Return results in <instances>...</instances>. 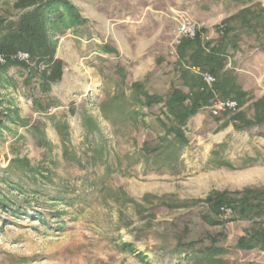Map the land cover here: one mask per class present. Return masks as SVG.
<instances>
[{
  "label": "rangeland",
  "instance_id": "obj_1",
  "mask_svg": "<svg viewBox=\"0 0 264 264\" xmlns=\"http://www.w3.org/2000/svg\"><path fill=\"white\" fill-rule=\"evenodd\" d=\"M27 1L42 2L0 0V44L19 32L14 21L33 8L24 9ZM68 1L84 21L47 31L53 60L61 61L48 88L40 76L52 72L47 55L0 51V264H142L124 242L150 264H195L178 248L191 240L196 251L223 246L218 257L227 264H264V250L235 247L238 237L264 229V122L255 123L251 107L264 96V0L252 6L259 18L244 41L259 50L238 58L251 89L243 105L220 115L202 105L183 146L158 123L160 105L136 103L130 86L144 80L149 92L166 96L180 82L174 41L181 18L213 43L235 20L249 21V8L230 0ZM236 9L238 17L225 22ZM10 55L33 76L5 63ZM213 86L211 102L222 99ZM237 112L252 123L235 120ZM244 189L258 191L250 202L262 205L259 213L239 217L223 206L230 213L216 216L206 201Z\"/></svg>",
  "mask_w": 264,
  "mask_h": 264
},
{
  "label": "trees",
  "instance_id": "obj_2",
  "mask_svg": "<svg viewBox=\"0 0 264 264\" xmlns=\"http://www.w3.org/2000/svg\"><path fill=\"white\" fill-rule=\"evenodd\" d=\"M35 5L36 3L29 1L24 3V9L27 7L33 8L23 12L14 21V23L19 24V32L17 34L12 33L8 38H2L0 51L7 53L9 50H12V53L15 54L20 50L17 48H21L32 59L41 54L43 56L47 55V60L42 61L51 66L52 72L47 74V70L42 72L40 76L44 88H48L49 83L54 82L60 75L61 61L53 60V56L51 55L54 50L53 43H50L47 38V31L49 29L77 26L84 20L78 14L75 6L68 0H42L38 5ZM252 16L255 18L258 17V14L253 13ZM235 17H238V13L226 19L225 22H229ZM228 30L225 29L226 32ZM204 31V29L198 31L193 39L183 38L176 46L175 52L178 56L180 82L172 85L166 96L149 92L145 87L144 80L134 81L130 86L131 99L136 103L149 108L154 105H160L159 116H157L158 123L165 130L167 136H170L171 140L175 141L179 146H183L187 142L185 128L190 118L202 105L206 106L212 103L210 99L213 98L212 92L205 86L201 75L194 72L193 69L198 67L201 72H208L216 76L221 72L223 67L224 58L220 54L218 46L226 38V35L221 37L215 43L216 45H211L210 41H202L200 34ZM103 50L105 52H115L114 49L110 47L106 48V46H104ZM5 63L22 66L28 69V77L33 76L32 70L28 67L29 64L24 61L17 58L13 59L10 55L5 60ZM215 79L214 90L222 94V99H227L226 97H228L232 89L230 77L220 75L219 79ZM244 95H246V92L242 91L239 94L240 98L234 99L237 101L239 107L244 103L241 100V97ZM113 100L115 101L116 98ZM251 104L256 113L255 123H263L264 96L253 101ZM132 114L135 116L138 113L133 112ZM233 116L235 120L239 118L243 120L244 125L252 123L245 119L242 112H237ZM8 119L13 120L10 114L8 115ZM222 164L231 168L233 167L230 162ZM254 196H258V191L244 189L243 191L212 193L206 198V201L210 204L216 216H219L221 207L228 206L232 210H235L239 217H245L249 213H259L261 211L262 205L260 203L250 202V198ZM215 222L218 223L219 221L216 220ZM194 242L193 240L178 242L180 253H185L186 258L193 259L195 264H227L223 259L218 257L226 252L223 246L212 244L196 251ZM235 247L241 250H250L255 247L264 250V229L255 236L238 237ZM121 248L134 255L142 264H150L146 261V255L137 251L132 243L124 242Z\"/></svg>",
  "mask_w": 264,
  "mask_h": 264
},
{
  "label": "crops",
  "instance_id": "obj_3",
  "mask_svg": "<svg viewBox=\"0 0 264 264\" xmlns=\"http://www.w3.org/2000/svg\"><path fill=\"white\" fill-rule=\"evenodd\" d=\"M259 0H230V3L235 5H245L244 7H248L250 12L248 13L249 21H246L245 23H241L239 20H235L238 23L230 24V29L228 30L226 34V38L223 40V42L218 46L220 50V54L223 56V67L221 69V72L216 75V78L219 79L220 75H227L230 77V84L232 85V89L230 94L228 95L229 99H235L240 98L239 94L240 92H247L250 91V85L247 81L244 80V75L241 71V67L239 66V55H241L244 51H250L254 52L256 50H259L257 47L253 45V43H245L244 41L247 39V37H251L255 34L253 29V25L256 23L259 17L252 16L256 7H252L255 3H257ZM243 6H239L238 10L244 8ZM237 12V9L233 12L227 13L226 17H230L234 15ZM252 13V14H251ZM247 19V20H248ZM208 38L216 39V36H214V33L212 31L207 34ZM217 41H213L211 45H216Z\"/></svg>",
  "mask_w": 264,
  "mask_h": 264
},
{
  "label": "built area",
  "instance_id": "obj_4",
  "mask_svg": "<svg viewBox=\"0 0 264 264\" xmlns=\"http://www.w3.org/2000/svg\"><path fill=\"white\" fill-rule=\"evenodd\" d=\"M223 28V27H220ZM199 27L195 21H192L186 17L181 18L179 20L177 28H176V35H175V44L178 45L183 38H194ZM224 30V28H223ZM221 29V31H223ZM18 57L22 60H27L28 55L26 53H18ZM3 58L0 56V61ZM194 72L201 75L202 80L205 86H211L215 82V77L211 73L208 72H201L198 67L193 69ZM209 109L211 110L213 115H220L223 112H236L239 110V105L236 100L234 99H215L212 101ZM235 121V120H234ZM236 122V121H235ZM221 213L219 216L226 217L230 213V209L221 208Z\"/></svg>",
  "mask_w": 264,
  "mask_h": 264
}]
</instances>
